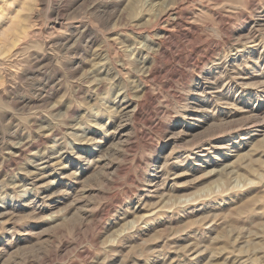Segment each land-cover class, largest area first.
I'll return each mask as SVG.
<instances>
[{"label":"rangeland","instance_id":"obj_1","mask_svg":"<svg viewBox=\"0 0 264 264\" xmlns=\"http://www.w3.org/2000/svg\"><path fill=\"white\" fill-rule=\"evenodd\" d=\"M0 264H264V0H0Z\"/></svg>","mask_w":264,"mask_h":264},{"label":"bare ground","instance_id":"obj_2","mask_svg":"<svg viewBox=\"0 0 264 264\" xmlns=\"http://www.w3.org/2000/svg\"><path fill=\"white\" fill-rule=\"evenodd\" d=\"M5 53V52H4Z\"/></svg>","mask_w":264,"mask_h":264}]
</instances>
